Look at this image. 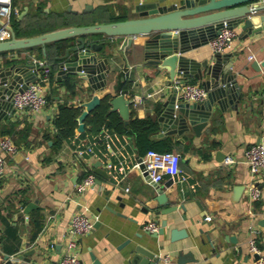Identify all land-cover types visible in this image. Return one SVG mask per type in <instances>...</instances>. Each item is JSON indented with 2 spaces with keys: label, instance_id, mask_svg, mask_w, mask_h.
I'll return each instance as SVG.
<instances>
[{
  "label": "crops",
  "instance_id": "obj_1",
  "mask_svg": "<svg viewBox=\"0 0 264 264\" xmlns=\"http://www.w3.org/2000/svg\"><path fill=\"white\" fill-rule=\"evenodd\" d=\"M152 1L155 0H12L18 10L15 17L19 32L31 28L26 23L37 6L42 8L41 18L63 14L80 20V25H88L106 23L112 18H137L136 7ZM258 15L262 19L264 10ZM259 17L255 26L263 23ZM11 27L15 31L13 24ZM234 28L235 39L220 54L227 56L223 58L228 61L225 68H230L236 77L239 100L227 103L224 109L215 102L199 135L191 127L180 135L162 131L158 116L172 86L168 84L167 70L156 66L154 58H144L145 37L134 38L131 45L126 37H88L101 43L96 54L107 57L110 66L106 84L100 90L93 91L86 80L75 75L77 94L70 95L62 85L64 78L58 79L59 63L53 64L52 82L46 84L52 95L47 105L37 112L14 111L11 117L0 121V137L9 135L18 148L15 155L6 159L0 176V264H4L6 255L17 260L23 252L29 253L27 261H18L22 264H55L65 248L71 216L84 207L94 221L91 232L77 239L79 257L85 264H132L130 252L137 245L151 247L157 256L168 255L176 263L182 254L193 259L184 264H255L254 254L248 250L253 228L259 232L256 242L264 261V170L253 180L244 161L249 146L264 145V66L258 70L252 67L254 61L264 59V29L248 34L242 30V23ZM208 42L184 55L195 62H214ZM31 49L0 52V67L32 65L34 59L52 65L40 46ZM176 78L182 80L180 73ZM185 82L198 83L194 77L184 79ZM105 92L128 97L134 117L154 118L159 130L152 137L165 138L171 151L180 154V172L165 173L159 183L166 193L175 191L176 197L169 199V206L175 209L165 212L168 205L154 200L152 184L131 169L139 155L132 137L103 128L112 135L101 148L96 140L103 131L99 136L87 135L79 120L74 137L54 148L53 119L58 104L91 108L93 97L99 98ZM139 97L142 100L136 101ZM90 144L94 154L78 152ZM227 156L234 163L226 164ZM97 161L107 176L93 171ZM108 162L112 168H107ZM85 168L95 175L94 187L76 194L74 186ZM168 182L170 188L165 187ZM251 185L261 192L252 203L248 200ZM30 202L36 206L27 216L20 215ZM206 216H211V220H205ZM150 221L159 228L166 222L164 233L158 238L144 229ZM172 229L184 231L185 235L172 240Z\"/></svg>",
  "mask_w": 264,
  "mask_h": 264
},
{
  "label": "water",
  "instance_id": "obj_2",
  "mask_svg": "<svg viewBox=\"0 0 264 264\" xmlns=\"http://www.w3.org/2000/svg\"><path fill=\"white\" fill-rule=\"evenodd\" d=\"M155 0L140 3L136 7L137 18L124 19L106 23L68 26L49 32L29 36L17 37L15 31L10 28V37L0 41V52L20 50L40 46L45 52V45L50 42L69 39L63 53L57 56L58 79L65 78L67 74L79 76L86 80L93 91L104 88L106 75L110 72L107 57H98L97 52L101 43L90 41L89 36L104 35L106 37H126L131 45L136 37H145L143 43V54L145 59L154 58L156 66L167 70L169 83L180 73L181 81L194 77L199 85L205 88L206 98L198 102L177 101L176 89L168 94L163 103V109L158 116L162 131L166 134L180 135L189 127L196 135L206 126L211 115V109L216 102L220 109L225 105L238 102L240 87L235 75L230 68H225L227 60L224 61L220 53L214 54V62L207 60L195 62L184 54L190 49L205 44L218 32L222 22H227L232 27L242 23V30L250 33L259 32L264 29V17L258 15L264 10V5L257 4V0ZM260 16V17H259ZM256 17H259L261 25L255 26ZM258 19V18H257ZM264 66V59L260 62L254 61L252 67L260 69ZM37 79L31 65L11 64L0 67V121L12 116L14 108L8 99L15 90L22 91L29 82ZM99 103L97 96L92 99V106ZM111 110L118 111L124 124L128 123L130 116L131 100L124 94L113 96L110 100ZM91 108H87L91 109ZM82 120V119H80ZM160 135V134H159ZM3 156L5 155L2 153ZM136 159H139V155ZM101 162L93 164V171L101 176H107V172L100 168ZM146 180L153 186L154 200L159 205H168L164 211L168 212L174 208L169 206L170 198L176 197L175 191L166 193L164 186L154 183L149 175ZM172 181V180H171ZM98 183V181L96 180ZM169 183V182H168ZM170 188L171 183H165ZM36 205L33 202L27 204L21 214L28 215L29 211ZM166 222L157 232L151 233L153 238H158L164 233ZM184 231L171 230V239L175 240ZM150 246V244H148ZM18 254L13 260L8 255L4 257V264H22L19 260L27 261V254ZM130 262L132 264H158V256L151 247L144 248L141 245L131 250ZM255 259L258 257L254 255ZM193 259H187L179 255L177 263L184 264Z\"/></svg>",
  "mask_w": 264,
  "mask_h": 264
},
{
  "label": "built area",
  "instance_id": "obj_3",
  "mask_svg": "<svg viewBox=\"0 0 264 264\" xmlns=\"http://www.w3.org/2000/svg\"><path fill=\"white\" fill-rule=\"evenodd\" d=\"M259 5H264V0H257ZM18 10L13 5L12 0H0V41H4L10 37L11 18L17 15ZM237 33L235 28L227 22H222L218 32L212 37L208 44L215 53H221L226 50L235 39ZM31 69L37 79L29 82L27 87L22 91L15 90L8 99V102L14 108V111H29L37 112L47 105L46 84L50 80V68L44 62L37 59L33 60ZM172 88L176 89L177 100L185 102H198L206 98V90L198 83L180 81L175 78L171 82ZM139 97L136 101L142 100ZM102 138L108 142L111 140V133L107 130H102ZM18 151L17 146L9 135L0 137V176L3 174L6 165V159L12 157ZM80 154H94L93 146L90 144L85 149L78 151ZM4 153L5 155L3 156ZM244 161L249 168V172L253 180L257 179L264 170V145L254 143L249 146L244 152ZM226 164L234 163L233 158L227 156ZM107 168H112L113 165L108 162ZM131 169L138 172L141 176L149 175L150 180L154 183H161L164 180V174H176L180 172V154L174 151L159 152L153 149L147 150L143 155H139L131 164ZM184 180V178H182ZM95 175L91 169L85 168L83 177L74 186V193L81 194L88 189L94 187ZM260 189L251 185L248 191L249 202H254L260 198ZM205 220L210 221L211 216H206ZM94 227V221L89 216L87 209L84 207L75 212L68 223L66 230V243L63 253L55 264H85L79 257L77 239L80 236L88 234ZM144 229L149 232H157L159 226L156 222L150 221L144 225ZM252 236L248 241V250L258 257L255 264H264L263 258L260 255L259 247L256 242L258 230L251 229ZM159 261L163 264H179L173 262L168 255L158 256Z\"/></svg>",
  "mask_w": 264,
  "mask_h": 264
},
{
  "label": "trees",
  "instance_id": "obj_4",
  "mask_svg": "<svg viewBox=\"0 0 264 264\" xmlns=\"http://www.w3.org/2000/svg\"><path fill=\"white\" fill-rule=\"evenodd\" d=\"M40 15H42V8L37 6L34 15L31 16L26 23L27 27L31 28L23 32L18 31L19 28L17 27L18 24L16 22V17L13 15L11 18V24H13L17 36H26V33L41 34L59 28L68 27L73 24L80 25L79 23L81 22L74 17L69 18L65 15L63 16V14H48L45 18H41ZM119 20H124V18H112L108 22ZM68 41L69 39L50 42L45 46V57L49 63H52L51 66L48 65L51 76L49 80L50 82H52V75L56 65L55 63L58 62L57 56L63 53V50L69 43ZM31 48L29 49L32 50ZM39 52L41 53L40 50ZM74 76L75 75L73 74H67L62 80V85L70 95L77 94V86ZM112 97V93L105 92L102 96H99V103L88 110L83 105L58 104L57 113L53 119L55 127L54 148L60 147L62 142L74 137L78 128L79 120L82 119L85 125L84 133L87 135L94 134L99 136L100 131L105 128L119 136L127 135L132 137L139 155H143L149 149L159 152L171 151L172 146L165 138L155 140L152 137L153 134L157 133L159 130L158 123L154 118H136L134 117L133 112L130 111L129 121L127 124H124L121 116L116 111L111 110L110 100ZM46 98L48 102L51 100L52 95L50 90L47 91ZM100 137V139L97 138L98 140H96V144L102 148V146H105L106 141L101 135Z\"/></svg>",
  "mask_w": 264,
  "mask_h": 264
}]
</instances>
